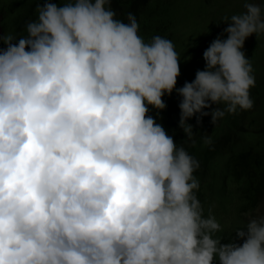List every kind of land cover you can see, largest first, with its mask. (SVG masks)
I'll return each mask as SVG.
<instances>
[{
    "label": "clouds",
    "instance_id": "9594fccd",
    "mask_svg": "<svg viewBox=\"0 0 264 264\" xmlns=\"http://www.w3.org/2000/svg\"><path fill=\"white\" fill-rule=\"evenodd\" d=\"M243 7L181 88L173 42H146L111 0L37 4L18 44L2 38L0 264H264V213L234 230L242 245L222 244L196 194L200 162L147 115L175 89L192 139L209 102L214 124L253 108L242 49L264 35V2Z\"/></svg>",
    "mask_w": 264,
    "mask_h": 264
},
{
    "label": "trees",
    "instance_id": "16d2710c",
    "mask_svg": "<svg viewBox=\"0 0 264 264\" xmlns=\"http://www.w3.org/2000/svg\"><path fill=\"white\" fill-rule=\"evenodd\" d=\"M13 1L3 7V0H0V7H2V11L0 10V51L8 46L2 39L5 35L15 36L13 44H18L21 36L26 35L24 31L26 23L37 18V4L54 3L62 6L68 2V0H17L21 7L10 14ZM149 3L150 0H111V6L117 13V18L122 19L124 23H128L127 14L129 12L136 16L140 25L138 34L146 42H150L151 38L161 30L163 31L166 26L165 22L153 18ZM160 36L173 42L171 32L164 31ZM212 42L211 37L198 42L197 52L202 50V54L195 55L192 60L189 58L187 62L179 61L180 75L177 77L176 88L183 87L186 82L194 81L197 71L205 69L206 61L203 53ZM162 99L166 108L158 110L149 105L147 115L152 116L158 123H162L174 142L178 146L182 145L200 162L201 166L194 175L200 181V188L196 194L202 203L204 215H214L217 219V202L214 199L216 184H218L221 200L226 199L230 205L234 202L240 214L255 208L264 195V147L253 145L246 147L242 143L244 137H242L241 125L244 116L240 109L238 108L235 114H228L218 120L213 127H209L208 123L212 119L211 111L218 107L209 102L211 107L203 109L209 115L201 116L200 113H196L188 119L187 122L193 125L194 133V137L188 139L179 124L181 117L179 105L183 97L174 89L170 95L165 93ZM218 232L214 236L223 238L222 244L229 242L230 235L235 238L237 244L242 245L243 243V239L236 238L235 231L225 228Z\"/></svg>",
    "mask_w": 264,
    "mask_h": 264
},
{
    "label": "rangeland",
    "instance_id": "374dc122",
    "mask_svg": "<svg viewBox=\"0 0 264 264\" xmlns=\"http://www.w3.org/2000/svg\"><path fill=\"white\" fill-rule=\"evenodd\" d=\"M10 2L12 0H3L2 6L8 5ZM13 2L10 14L21 7L17 0ZM244 2L245 0H150L149 8L153 11V18L165 22L166 25L165 29L158 32L157 35L163 34L164 31L171 32L179 59L187 62L189 58L192 60L195 55L202 54V50L197 52L198 42L210 37L213 38V41L218 37L227 38L228 34L225 29L229 26V22L224 21V18H230L234 14L243 12L245 10ZM254 2L260 3L264 0H254ZM0 10L2 11V7ZM242 51L250 59L256 80L255 86L250 89V96L254 101L253 108L240 109L244 116L241 125L242 137H244L242 143L246 147H250V145L264 147V35L257 38L254 33L247 37ZM208 126H214L212 119ZM214 199L217 202V221L219 223L221 221L220 232L225 228L234 231L236 228L244 226L250 218L246 213H251L252 216L264 213V195L255 208L242 214L235 208L234 202L230 205L226 199L221 200L218 184L214 191ZM244 231L247 229L244 228Z\"/></svg>",
    "mask_w": 264,
    "mask_h": 264
}]
</instances>
